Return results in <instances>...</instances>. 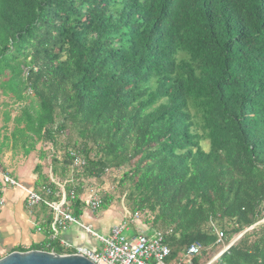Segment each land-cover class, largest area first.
Masks as SVG:
<instances>
[{"label": "trees", "instance_id": "1", "mask_svg": "<svg viewBox=\"0 0 264 264\" xmlns=\"http://www.w3.org/2000/svg\"><path fill=\"white\" fill-rule=\"evenodd\" d=\"M0 88L44 198L63 183L78 218L83 182L121 171L168 264L195 242L204 264L238 234L209 264H264V0H0Z\"/></svg>", "mask_w": 264, "mask_h": 264}, {"label": "crops", "instance_id": "2", "mask_svg": "<svg viewBox=\"0 0 264 264\" xmlns=\"http://www.w3.org/2000/svg\"><path fill=\"white\" fill-rule=\"evenodd\" d=\"M7 111L5 106L0 110V183H2V175L8 174L23 186L38 192L40 183L38 184L37 174L33 171L39 162L37 150L24 156L21 148L13 149L9 134L13 124L11 121L4 122ZM13 112L11 110V117L15 114ZM39 147L40 144L36 146L37 149ZM0 197L3 200V203L0 204V258L11 251H27L36 244L44 245L47 248L56 244L65 252L63 254L73 253L76 248L80 247L97 248L100 245L92 234L75 223H66V227L59 229L58 234L52 238L53 211L51 212L41 204L31 210L28 209L25 203L26 194L19 187L3 186ZM95 217L87 215L84 209L82 214L75 218L81 224L90 226L94 232L102 235H106L111 226L122 220L117 213L106 210H103L101 215L98 212ZM136 225H138L137 230L132 236L139 231L148 233V230L139 221ZM97 229H101L103 232L99 233L96 231ZM62 241L69 243V248H64Z\"/></svg>", "mask_w": 264, "mask_h": 264}, {"label": "built area", "instance_id": "3", "mask_svg": "<svg viewBox=\"0 0 264 264\" xmlns=\"http://www.w3.org/2000/svg\"><path fill=\"white\" fill-rule=\"evenodd\" d=\"M73 166H80L84 164L83 158L79 154L72 153ZM61 190V199L59 201L47 200L43 197V192L50 193V191L41 187V192L29 189L20 184L16 179L8 174L2 175V183H0V196L3 186H16L21 188L25 194V203L28 209H33L38 204H44L49 207L54 214L53 222L51 223L52 238L55 237L59 229H64L66 223L79 224L86 232L92 234L100 245L97 248L80 247L76 248L73 253L85 256L87 259L95 264H168L167 257L170 249L164 241V234L160 231H154L149 235L145 232H138L134 236L125 235L127 230L126 222H130L137 218L136 215H131L129 211L125 212V218L118 224L110 227L106 235L98 234L92 230L88 225L81 224L65 207L68 204L66 200V193L64 184L51 179ZM70 198H74L73 191L69 193ZM101 197L90 193L84 199L87 207L93 211H97L101 206ZM3 203L0 197V204ZM40 230V228H38ZM219 240L222 237L221 232H217ZM218 240V241H219ZM64 248H69L70 244L62 241ZM201 249V244L198 242L192 243L184 251L183 255L172 264H192V259Z\"/></svg>", "mask_w": 264, "mask_h": 264}, {"label": "rangeland", "instance_id": "4", "mask_svg": "<svg viewBox=\"0 0 264 264\" xmlns=\"http://www.w3.org/2000/svg\"><path fill=\"white\" fill-rule=\"evenodd\" d=\"M11 99L13 100V98H11V96L9 94H4L0 88V110H2V108L5 106L7 109L13 110L14 112H18V107H20L21 105L18 104V105H14V106L12 105L11 106V104H10ZM14 112H13V114H14ZM202 144H203L202 145L203 149L207 150L208 149L207 141L203 142ZM48 171H49V168L47 169V172ZM120 175H121V171L117 172V171L112 170V171H106V173L104 174V176L101 180L100 179H86L83 182V185H84L83 199L86 198L87 194H90V193L91 194L94 193L100 197H103L105 194L111 195L112 196V202L109 204L108 208L105 210L113 212V213H117L120 216V218H122V220H123L125 218V212L128 211L127 208L129 206H128V201L126 200L127 198H125V195L127 193V189L126 188L122 189L121 187L118 186V183H117ZM68 176H69V174H68ZM55 181H56V179H55ZM61 184H63V183H61ZM38 192H41L40 188H39ZM84 209H85V213L91 217H95V215L98 214V212L101 215L102 211H103L100 209L97 211H93L89 207H85ZM126 220H127V222H126L127 230L124 233L127 236H132L136 232L137 227H138V225H136L137 218H135V220L133 221V223H135V224L131 223L128 219H126ZM263 222H264V219L259 221L255 226H258L259 224H261ZM252 227H250L249 229H251ZM96 231L99 233L103 232L101 229H97ZM146 234L149 235L150 232H148ZM240 235L241 234L236 235L230 241V243L236 241L240 237ZM230 243L222 245V247H220V249L216 252V254H214V256H212V258L204 264L211 263L212 260L220 252L224 251L225 249H227L229 247L228 245ZM92 249H94V248H92Z\"/></svg>", "mask_w": 264, "mask_h": 264}, {"label": "water", "instance_id": "5", "mask_svg": "<svg viewBox=\"0 0 264 264\" xmlns=\"http://www.w3.org/2000/svg\"><path fill=\"white\" fill-rule=\"evenodd\" d=\"M223 253L220 252L212 261ZM0 264H95L85 256L68 253L59 254L53 250L11 251L0 258Z\"/></svg>", "mask_w": 264, "mask_h": 264}]
</instances>
